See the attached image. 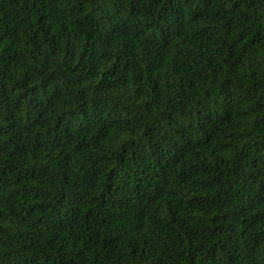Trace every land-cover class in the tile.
Masks as SVG:
<instances>
[{
    "label": "trees",
    "instance_id": "trees-1",
    "mask_svg": "<svg viewBox=\"0 0 264 264\" xmlns=\"http://www.w3.org/2000/svg\"><path fill=\"white\" fill-rule=\"evenodd\" d=\"M0 264H264V0H0Z\"/></svg>",
    "mask_w": 264,
    "mask_h": 264
}]
</instances>
